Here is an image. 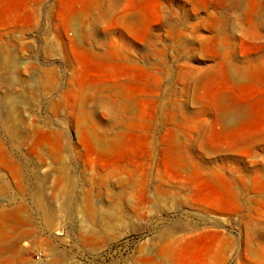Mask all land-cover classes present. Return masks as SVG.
Masks as SVG:
<instances>
[{
    "label": "rangeland",
    "instance_id": "1",
    "mask_svg": "<svg viewBox=\"0 0 264 264\" xmlns=\"http://www.w3.org/2000/svg\"><path fill=\"white\" fill-rule=\"evenodd\" d=\"M8 259L264 264V0H0Z\"/></svg>",
    "mask_w": 264,
    "mask_h": 264
},
{
    "label": "bare ground",
    "instance_id": "2",
    "mask_svg": "<svg viewBox=\"0 0 264 264\" xmlns=\"http://www.w3.org/2000/svg\"><path fill=\"white\" fill-rule=\"evenodd\" d=\"M8 97V96H7ZM6 101H10L9 100V98H6ZM12 102V101H11ZM12 104V103H11ZM49 220L50 219H48V222H49ZM49 223H52V219L50 220V222ZM6 264H12V260L11 259H8V260H6V262H5Z\"/></svg>",
    "mask_w": 264,
    "mask_h": 264
}]
</instances>
